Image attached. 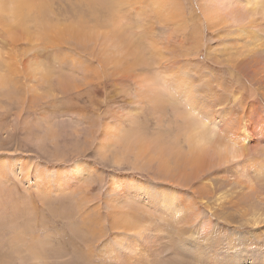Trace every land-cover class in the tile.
<instances>
[{"label":"rangeland","instance_id":"obj_1","mask_svg":"<svg viewBox=\"0 0 264 264\" xmlns=\"http://www.w3.org/2000/svg\"><path fill=\"white\" fill-rule=\"evenodd\" d=\"M262 1L0 0V264H264Z\"/></svg>","mask_w":264,"mask_h":264},{"label":"bare ground","instance_id":"obj_2","mask_svg":"<svg viewBox=\"0 0 264 264\" xmlns=\"http://www.w3.org/2000/svg\"><path fill=\"white\" fill-rule=\"evenodd\" d=\"M262 3H264V0L262 1ZM30 6H32V7H34L36 10H37V15H36V17H35V22L37 23V24H40V25H42L43 27H44V29L46 30V35H47V38L45 37V36H43V39L44 40H48L49 39V35L51 34V33H55L54 34V36H56V35H59V32H60V28H61V23L58 21V22H56L55 24H53V22L52 21H49L48 20V16H47V6L45 5V3H44V0H16V3H15V8H14V14H16V15H14L15 16V18H16V25H18V26H20V27H24L25 25L23 24V22L25 21V19L24 18H22V17H19V16H17V15H21V16H23V17H26V13L24 12V10H25V8L27 7H30ZM78 25V24H77ZM77 25L75 24L74 26H75V28H72V30H74V29H76L77 28ZM54 26H56V29H55V27ZM84 28H85V26H84ZM68 35L70 36V35H72V31H70L69 33H68ZM76 36L77 37H80V38H82V36H83V33L81 32V31H79L78 29H76ZM60 37V36H59ZM56 38V37H55ZM119 39V38H118ZM125 40V39H124ZM34 70V69H33ZM8 77V76H7ZM165 78V77H164ZM172 78H173V76H172ZM0 79H1V76H0ZM166 79H167V76H166ZM4 80V79H3ZM2 80V81H3ZM9 80H10V78H9ZM8 79H7V81H9ZM181 80H182V82H184V83H182L181 82ZM179 81V80H178ZM190 80L188 79V76H186V75H184L183 77H181L180 78V84H182V85H186L188 82H189ZM4 82V81H3ZM1 83V82H0ZM2 84V83H1ZM9 84V83H8ZM5 85V84H4ZM7 85V84H6ZM181 85V86H182ZM171 87V86H170ZM178 90H180V88L179 87H176ZM175 89V88H174ZM182 91V90H181ZM160 94V93H159ZM158 94V95H159ZM183 95V97H186V98H188L190 101H195V99H193L192 98V96H193V94L192 93H190L188 90H187V92H186V94L184 95V94H182ZM162 95H159V97H157L158 98V103L160 104V103H162L165 99H166V97H165V99H163L162 97H161ZM198 102V101H197ZM210 107V106H209ZM209 120V119H208ZM216 120H214V122H215ZM212 123V121H211V124L213 125L212 127H208V129H207V123H209V122H207V121H205V122H202L201 123V125L204 127L203 129L204 130H207L206 132L205 131H203V132H201V134H199V135H197L196 133H190V134H188V136H187V138H188V142H189V145H190V148L192 149V151L194 150V152L196 153L195 154V156L197 157V158H199L206 150H207V148L209 147V145H212V144H214V145H218V143H217V139L216 138H214L215 136H216V133L215 132H217L218 133V131L220 130V128H219V130H217V128H216V131L214 132L213 131V128L215 129V126L217 127V124L216 123ZM217 122V121H216ZM186 124H188V122L186 123ZM210 124V125H211ZM192 126V125H191ZM197 126V125H196ZM201 127V126H200ZM192 131V130H191ZM220 132V131H219ZM200 133V132H199ZM219 134V133H218ZM195 135H196V137H195ZM224 136V135H223ZM124 138V137H123ZM124 139H126V138H124ZM223 139V138H222ZM146 141V140H145ZM220 141V140H219ZM141 147V146H140ZM233 148V147H232ZM238 151L239 150H235L234 148H233V150H232V154L234 155V156H238L237 155V153H238ZM219 152V153H218ZM217 152V154L219 155V156H217V157H219L218 159H225V157H226V155L224 154V156L222 155V153L220 152V151H218ZM167 166V165H166ZM78 168V171L79 170H81V167L80 166H78L77 167ZM165 168V167H164ZM168 168V167H167ZM264 188V187H263ZM254 195V194H253ZM257 196V195H256ZM175 198V196H173L172 198H171V200L172 199H174ZM248 198V197H247ZM251 198V197H250ZM243 199H244V197H243ZM246 199V198H245ZM257 199V198H256ZM168 200V199H167ZM166 202H168L169 203V200L168 201H166ZM165 202V203H166ZM14 204V203H13ZM12 204V205H13ZM170 205H172V206H174L175 208H176V210H181L183 213H185L186 212V210H182L180 207L179 208H177L176 206H175V203L173 202V201H171V204ZM258 205V204H257ZM260 205V204H259ZM261 206H263V205H261ZM11 207V206H10ZM264 207V206H263ZM17 205H13L12 207H11V209H13V212H17ZM19 209V208H18ZM179 214V213H178ZM177 217V216H176ZM259 219V218H258ZM258 224V223H257ZM205 230V229H204ZM178 231V230H177ZM214 233H217V235H218V237L220 238L221 237V234L220 233H218V232H216V231H214L212 234H214ZM255 233V232H254ZM254 233H253V237H254ZM250 234H252V233H250ZM257 234V233H256ZM255 234V235H256ZM209 234H207V236H208ZM204 237H205V235H204ZM253 237L251 236V239H253ZM254 238H256V237H254ZM225 239V238H224ZM239 239V238H238ZM236 240V241H235ZM234 241L235 242H232V241H230L229 243L230 244H233V245H235V246H237L236 244H238V247H240V246H242V247H245V245L244 244H240V243H238L237 242V239H235ZM244 240H245V238H244ZM5 247L7 246L9 249H11L10 251H14V249H15V247H16V244H17V239H16V237H11V238H9V239H5ZM224 242V241H223ZM249 246V245H248ZM252 247V246H251ZM7 248V249H8ZM33 248V247H32ZM41 248H42V246H41ZM233 248V247H232ZM239 250V249H238ZM12 254V253H11ZM1 257H2V255H0ZM10 256V255H9ZM11 257V256H10ZM6 259V258H5ZM9 260H11L10 258H8ZM3 261V260H2ZM250 262V261H249ZM9 263H10V261H9Z\"/></svg>","mask_w":264,"mask_h":264}]
</instances>
